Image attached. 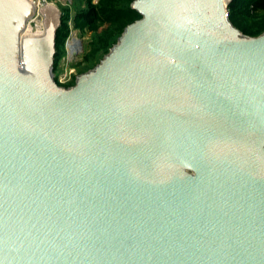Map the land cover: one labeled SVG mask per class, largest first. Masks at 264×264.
I'll list each match as a JSON object with an SVG mask.
<instances>
[{"label": "water", "instance_id": "water-1", "mask_svg": "<svg viewBox=\"0 0 264 264\" xmlns=\"http://www.w3.org/2000/svg\"><path fill=\"white\" fill-rule=\"evenodd\" d=\"M230 1L133 0L64 88L61 12L0 0V264H264V32Z\"/></svg>", "mask_w": 264, "mask_h": 264}, {"label": "trees", "instance_id": "trees-1", "mask_svg": "<svg viewBox=\"0 0 264 264\" xmlns=\"http://www.w3.org/2000/svg\"><path fill=\"white\" fill-rule=\"evenodd\" d=\"M133 0H76L74 13L71 6L61 8V24L56 31L54 60L56 77L58 64L66 55L65 42L71 30L92 34L82 60L73 67L78 73L92 69L116 43L124 28L140 18L130 7ZM228 18L243 34L257 36L264 32V0H231ZM75 75L66 85H73Z\"/></svg>", "mask_w": 264, "mask_h": 264}, {"label": "rangeland", "instance_id": "rangeland-1", "mask_svg": "<svg viewBox=\"0 0 264 264\" xmlns=\"http://www.w3.org/2000/svg\"><path fill=\"white\" fill-rule=\"evenodd\" d=\"M37 5V9L43 8L47 5H51L55 7L56 10L61 12V8L64 6H71V14L74 13V4H76V0H32ZM42 16L40 14H36L33 19L28 24V31L38 33L39 30L42 29ZM44 21V20H43ZM69 39L75 37L79 40V49L74 54L70 55L66 50V55L60 60L58 67L60 69L58 74V81L61 83H66L70 80L72 75L78 74L77 67H73V65H77L82 60V54L85 52L89 41L91 40L92 34L90 32L80 33L78 30H71Z\"/></svg>", "mask_w": 264, "mask_h": 264}, {"label": "bare ground", "instance_id": "bare-ground-1", "mask_svg": "<svg viewBox=\"0 0 264 264\" xmlns=\"http://www.w3.org/2000/svg\"><path fill=\"white\" fill-rule=\"evenodd\" d=\"M29 2H31L32 3V0H29ZM34 3V2H33ZM35 4V3H34ZM36 5V4H35ZM47 6H51V5H47ZM46 7V6H45ZM53 7V6H52ZM44 8V7H43ZM54 9H55V7H53ZM56 10V9H55ZM42 23V29L41 30H39V32L38 33H34V32H29L28 31V29L26 30V33H31V34H35V35H37V34H40L41 32H43L44 30V22H43V20L41 21ZM28 28V27H27ZM80 46V45H79ZM78 40L76 39V38H73L72 40H70L69 42H68V51H69V54L70 55H72V54H74L75 52H77L78 51Z\"/></svg>", "mask_w": 264, "mask_h": 264}, {"label": "flooded vegetation", "instance_id": "flooded-vegetation-1", "mask_svg": "<svg viewBox=\"0 0 264 264\" xmlns=\"http://www.w3.org/2000/svg\"><path fill=\"white\" fill-rule=\"evenodd\" d=\"M258 36V35H257ZM253 37H255V36H253ZM55 55H56V47H55V54H54V58H55ZM53 58V79H54V81H55V83L58 85V86H60V87H64V88H68V87H71V86H73L74 84H75V81H76V77L79 75V74H81V73H78V74H76L75 75V79H74V83H73V85H66V84H68V82L71 80V78H70V80L69 81H67L66 83H61V82H59L58 81V77H56V71H55V65H54V59ZM189 174H191L192 176H194V173L192 172V171H187Z\"/></svg>", "mask_w": 264, "mask_h": 264}, {"label": "built area", "instance_id": "built-area-1", "mask_svg": "<svg viewBox=\"0 0 264 264\" xmlns=\"http://www.w3.org/2000/svg\"><path fill=\"white\" fill-rule=\"evenodd\" d=\"M70 37V36H69ZM69 37L67 38V40H66V42H65V46H66V50L68 51V42L70 41V40H72L73 38H75V37H72L71 39H69ZM77 39V38H76ZM78 40V39H77ZM78 45H79V40H78ZM69 52V51H68Z\"/></svg>", "mask_w": 264, "mask_h": 264}]
</instances>
